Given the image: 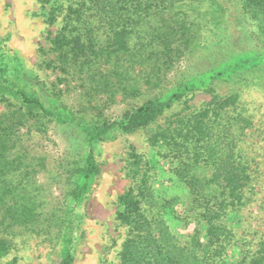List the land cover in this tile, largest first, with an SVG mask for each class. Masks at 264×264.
I'll use <instances>...</instances> for the list:
<instances>
[{
	"label": "trees",
	"instance_id": "obj_1",
	"mask_svg": "<svg viewBox=\"0 0 264 264\" xmlns=\"http://www.w3.org/2000/svg\"><path fill=\"white\" fill-rule=\"evenodd\" d=\"M46 26L60 23L50 32V52L63 71L74 70L84 86L88 107L96 102L101 116L107 106L143 95L141 85L160 87L163 75L171 71L196 45L194 23L184 17L181 7L186 0H36ZM213 19L223 16L218 0H207ZM243 19L256 21L253 32L255 49L232 52L213 58L205 71L185 77L168 91L164 99L145 100L125 109L113 119H83L60 99L43 88L24 64L11 67L0 56V92L10 94L19 110L0 116V212L10 224L29 226L36 220V196H31L25 181L28 172L18 154L20 129L46 133L49 127L67 132L61 169L68 183L66 197L77 204L89 189L97 173L93 145L106 135L129 133L155 121L172 103L204 79L241 83L252 78L264 85V0H240ZM218 23L213 29L218 27ZM255 36V37H254ZM224 35L222 45L232 44ZM5 59L10 58L6 55ZM51 64H48V66ZM15 70V71H14ZM13 73L12 75L10 73ZM210 99L202 107L176 114L154 134L156 155L167 158L173 183L180 189L175 195L161 196L147 189L145 176L139 178L141 158H134L136 191L118 198L117 218L127 226V240L122 245L123 264H184L187 258L213 257L215 246L228 241L230 230L222 219L244 204V188L250 180L243 151L238 145L240 132L249 122L228 110L238 104V96L217 95L206 86ZM35 86L38 89H35ZM243 123V127L235 125ZM162 151V152H161ZM157 166V165H156ZM155 166V167H156ZM181 208V211L178 210ZM174 218L192 232L175 237L168 219ZM2 220L4 225V221ZM206 227L207 242L199 241V229ZM190 238L192 248L181 244ZM59 264H70V237ZM9 242L0 235V261L9 251ZM177 252L178 254H175ZM237 264H264V254L254 252Z\"/></svg>",
	"mask_w": 264,
	"mask_h": 264
},
{
	"label": "rangeland",
	"instance_id": "obj_2",
	"mask_svg": "<svg viewBox=\"0 0 264 264\" xmlns=\"http://www.w3.org/2000/svg\"><path fill=\"white\" fill-rule=\"evenodd\" d=\"M240 0H218L222 7L220 18L213 19L207 0H186L181 9L184 17L194 23L196 32L192 53L183 56L175 67L163 75L160 87L141 85L143 95L136 99L121 100L107 106L101 116L97 114L95 101L89 108L81 77L74 71H63L50 52L51 37L59 27L44 24L41 6L36 0H0V56L15 70L22 59L24 64L46 88L58 94L61 100L83 119L96 117L115 118L125 109L145 100L163 98L185 77L205 71L209 61L232 50L234 53L255 49L253 32L255 22L243 19ZM218 23V27L213 26ZM226 35L232 44L222 45L219 40ZM255 37V36H254ZM10 56L9 60L5 57ZM217 59V58H216ZM48 64H51L48 66ZM14 70V71H15ZM13 74L12 72L10 73ZM206 86L219 96H238V104L228 110V115L240 114L249 122L240 132L238 145L248 166L250 180L244 188V204L238 210L225 215L222 223L230 230L228 241L216 248L214 256L204 257L205 250H198V258H187L184 264H237L242 257L254 252L264 254V85L261 80L249 78L241 83L229 80L204 79ZM202 82V83H203ZM195 83L192 90L170 106L155 121L129 133L106 135L93 145L97 173L87 192L77 204L66 197L69 186L61 164L67 147L66 133L49 127L46 133L35 129H20L18 154H24L23 162L28 172L25 181L30 195L36 196V220L29 226L10 224L0 212V235L10 248L0 264H59L64 259L67 246L65 235L70 237V264H123L122 245L127 240V226L117 218L118 198L131 190L137 193L136 178L130 172L138 155L139 178L143 175L147 189L143 192L156 196L175 195L180 189L173 183L171 166L167 158L156 155L154 134L176 114L197 110L210 99L206 87ZM35 89H38L35 86ZM90 106V105H89ZM19 110L12 95L0 92V116ZM243 123L235 125L243 127ZM162 152V151H161ZM157 165V166H156ZM156 166V167H155ZM181 211V208H178ZM4 225H2L3 221ZM168 226L175 237L188 235L187 229L174 218ZM199 241L207 242L206 227L199 229ZM181 244L192 248L190 238L181 237ZM178 254L177 252H174Z\"/></svg>",
	"mask_w": 264,
	"mask_h": 264
}]
</instances>
